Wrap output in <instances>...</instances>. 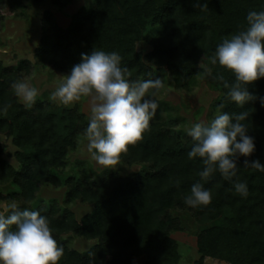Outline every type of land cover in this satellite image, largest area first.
<instances>
[{
	"label": "trees",
	"instance_id": "1",
	"mask_svg": "<svg viewBox=\"0 0 264 264\" xmlns=\"http://www.w3.org/2000/svg\"><path fill=\"white\" fill-rule=\"evenodd\" d=\"M20 1L0 0V4L15 8ZM200 2L208 8L194 7L197 0H94L90 9L77 12L68 28L59 26L48 12L37 63L70 73L81 61V54L98 49L117 52L130 81L155 79L151 62L157 69L167 66L175 80H192L204 51L209 50L211 56L219 43L246 27L250 10H264V0ZM145 41L152 46L147 54L142 45ZM32 66L27 59L15 67L0 62V107L10 105L0 113V133L12 137L19 162L17 168L3 156L7 151L0 142V181L14 187L5 195L8 200L40 210L47 217L54 238L64 249L59 264H103L107 257L106 264H133L134 257L142 255L147 258L145 264H176L178 245L171 235L181 229L177 211L184 206L203 224L197 235L202 257H217L231 264H264V172L243 165L245 159H259L264 164V106L256 99L240 108L227 98L228 90L218 77L223 75L232 83L231 72L212 66L213 78L224 92L220 110L249 114L242 123L254 137L256 150L250 157H240L233 178L246 182L247 197L237 194L219 171L201 180V158H188L192 140L172 133L177 122L173 116L152 119L143 139L121 155L128 165L143 164L147 170L127 177L110 172L99 183L88 177L59 176L56 170L65 165L66 154L84 134L89 118L78 108L62 107L44 98H37L31 109L25 108L11 84ZM249 91L264 97V78L250 84ZM196 182L210 190L208 206L192 208L184 203ZM45 184H67L68 198L90 202L92 211L77 220L71 210L54 203L34 206L36 193ZM71 234L98 239V243L79 253L69 245Z\"/></svg>",
	"mask_w": 264,
	"mask_h": 264
},
{
	"label": "clouds",
	"instance_id": "2",
	"mask_svg": "<svg viewBox=\"0 0 264 264\" xmlns=\"http://www.w3.org/2000/svg\"><path fill=\"white\" fill-rule=\"evenodd\" d=\"M194 7L208 8L197 0ZM212 66L219 65L231 72L234 81L229 83L223 75L218 77L227 89V98L243 108L250 101L264 97L249 91V85L264 78V10H250L246 27L219 43L211 57ZM122 57L115 51L95 49L91 54H81V61L71 67L70 73L49 96L51 102L69 106L82 98H89L91 115L84 129L87 150L92 158L105 169L120 165L121 155L129 145L143 139L150 121L159 108V92L163 82L159 78L130 81L127 67L121 66ZM202 78L212 76V69L201 63ZM216 78V77H214ZM11 88L25 108L31 109L39 90L24 79L12 82ZM217 112L210 122H196L187 128L192 140L188 158H201L204 165L199 172L207 180L216 171L232 183L234 191L248 195L246 182L234 180L238 173L240 157H250L256 150L254 137L248 134L247 111ZM10 105L0 107L6 112ZM244 168L264 172L259 159L243 161ZM212 201L210 190L201 182L193 183L184 203L192 208L208 206ZM7 214L0 213V264H59L64 249L54 238L46 216L40 210L22 208L17 203L8 205Z\"/></svg>",
	"mask_w": 264,
	"mask_h": 264
},
{
	"label": "rangeland",
	"instance_id": "3",
	"mask_svg": "<svg viewBox=\"0 0 264 264\" xmlns=\"http://www.w3.org/2000/svg\"><path fill=\"white\" fill-rule=\"evenodd\" d=\"M94 4V0H42L34 3L33 0H21L15 8H10L5 2L0 4V62L7 67L17 66L21 60L27 59L32 63V67L28 72L21 74L20 79L26 80L31 86H35L39 90L38 98L49 100L51 92L64 81V75L69 74L62 70H54L51 66H44L37 63V48L40 46L43 37V25L45 15L50 12L56 23L68 28L74 22L75 15L81 9L88 10ZM144 53L150 52L152 46L147 41L142 42ZM209 50L204 51L197 60L196 70L192 74V80L189 81L181 78L175 80V74L172 70H168L167 66L157 69V65L153 62L154 76L163 82V87L159 92L157 99L159 100V108L153 119H167L173 116L177 119L176 124L171 127L172 133L186 137V129L196 122L208 123L214 118L217 112V106L223 98L224 92L221 86L213 78V67L210 64ZM153 63V64H152ZM201 63L212 69V76L202 78L199 73ZM62 107L78 108L79 111L90 118L91 103L89 98H82L80 101L74 102L69 106ZM221 111V110H220ZM0 142L5 143L7 153L3 156L17 168L19 162L14 156L18 147L13 143L11 136L0 133ZM143 164L128 165L121 158L120 165L114 169H105L99 165L87 150V141L82 133L76 141V144L66 154L65 165L56 171L63 178L88 177L89 181L99 183L110 172H118L121 176H132L142 170H147ZM14 187L9 183L0 181V213L7 214L8 205L13 199H7L5 195L13 192ZM67 184L54 186L45 184L40 187L37 194V200L34 206L56 204L61 209H69L74 213L77 220H81L82 216L89 213L93 209L90 202L79 198L70 200L68 198ZM180 217L181 229L172 233V237L178 245L179 260L176 264H231L229 261L212 256L202 257L198 251V234L203 224L198 222L192 212L186 207H182L177 211ZM70 247L79 253L88 251L94 244L98 243V239L85 238L84 236H76L71 234ZM107 257L103 260L106 264ZM133 264H145L146 256H137L133 259Z\"/></svg>",
	"mask_w": 264,
	"mask_h": 264
}]
</instances>
